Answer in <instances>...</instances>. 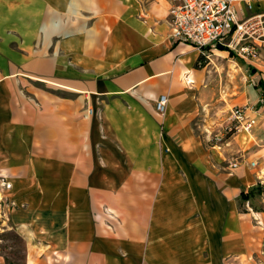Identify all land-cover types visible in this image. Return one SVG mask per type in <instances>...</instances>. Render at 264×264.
<instances>
[{"label":"crops","instance_id":"1","mask_svg":"<svg viewBox=\"0 0 264 264\" xmlns=\"http://www.w3.org/2000/svg\"><path fill=\"white\" fill-rule=\"evenodd\" d=\"M172 5L0 0V230L24 239L25 264H253L264 252V211L243 200L260 176L250 138L198 132L216 89L200 50L172 38ZM210 51L249 69L250 102L264 103V49L253 63Z\"/></svg>","mask_w":264,"mask_h":264},{"label":"built area","instance_id":"2","mask_svg":"<svg viewBox=\"0 0 264 264\" xmlns=\"http://www.w3.org/2000/svg\"><path fill=\"white\" fill-rule=\"evenodd\" d=\"M264 0H173L170 9L172 38L205 51L225 47L247 63L255 62L264 49V13H254L255 4ZM247 11L239 16L240 7ZM167 96L156 104L158 113L167 107ZM258 124L251 108L235 107L227 120L225 131L230 137L251 132ZM255 166V163L251 164ZM238 162L231 163L237 168ZM6 189L9 183H2Z\"/></svg>","mask_w":264,"mask_h":264},{"label":"rangeland","instance_id":"3","mask_svg":"<svg viewBox=\"0 0 264 264\" xmlns=\"http://www.w3.org/2000/svg\"><path fill=\"white\" fill-rule=\"evenodd\" d=\"M201 55L203 57L202 64L214 83L216 95L206 107H203V114L195 122L196 128L207 144H220L225 139L230 138V135L225 131V127L233 108L247 106L255 113L260 109L261 106L259 105L264 106V103L261 101L257 103L250 102V92L254 91L253 89L256 87L254 84H258V82L253 81L249 69L238 70L234 65L235 60L232 61L230 60L231 57L229 58L217 51L207 50ZM256 117L257 126L251 132L245 133L250 138L246 148L247 153L252 155L250 165L255 163V166H251L260 172L259 184L247 197H243V200L264 211V120L257 115ZM6 182L10 184L8 190H11L12 184ZM14 202L11 198H7L9 211L11 208L16 207ZM262 221H264V217ZM255 223L260 227V232L263 233L264 227L261 220L256 219ZM0 252L7 264H25L26 262L25 241L10 225H5L0 230ZM257 263L264 264V252L256 256L253 264Z\"/></svg>","mask_w":264,"mask_h":264},{"label":"trees","instance_id":"4","mask_svg":"<svg viewBox=\"0 0 264 264\" xmlns=\"http://www.w3.org/2000/svg\"><path fill=\"white\" fill-rule=\"evenodd\" d=\"M221 50H224L223 48H221ZM252 72H254V70H252ZM259 87L261 88L262 90V93L264 94V86H262V84H259Z\"/></svg>","mask_w":264,"mask_h":264}]
</instances>
